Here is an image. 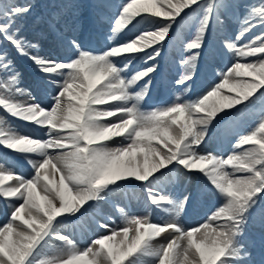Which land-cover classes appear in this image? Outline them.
<instances>
[{"label": "snow or ice", "instance_id": "6c2138e0", "mask_svg": "<svg viewBox=\"0 0 264 264\" xmlns=\"http://www.w3.org/2000/svg\"><path fill=\"white\" fill-rule=\"evenodd\" d=\"M33 9L31 0H0V202L8 210L0 264H251L245 231L250 222L264 228V0H120L99 50L52 19L62 58L22 35ZM189 20L194 31L185 38ZM174 41L181 72L173 83L182 91L145 110ZM9 45L29 64V87H20ZM216 58L223 69H213ZM136 63L144 67L132 71ZM209 73L206 89L184 99L198 74ZM250 116L253 126L241 131ZM185 178L195 187L183 186ZM129 187L171 219L152 222L113 201ZM189 207H202L204 217L186 228L178 219ZM92 210L96 231L79 247L64 229Z\"/></svg>", "mask_w": 264, "mask_h": 264}, {"label": "bare ground", "instance_id": "6f19581e", "mask_svg": "<svg viewBox=\"0 0 264 264\" xmlns=\"http://www.w3.org/2000/svg\"><path fill=\"white\" fill-rule=\"evenodd\" d=\"M105 1H106V3H107L108 9H107V11H106V14H104V13H102V14H103L105 17H107L106 20L108 21V20H110L111 18H113L114 14H115V12H116V5H117L118 3H120V0H105ZM99 2H100V0H98V1H94V3L91 4V6H92L91 9H92V12H93V13H95L96 10L99 11V9H98V4H97V3H99ZM35 5H36V7H34V8H35L36 10H39V4H35ZM88 5H89V4H88ZM88 5H85V8H86ZM66 10H67L68 13H66V14L64 15V17L68 19V20H66V22L70 25V27H72V26L76 27V26H77V23H78V27H77L76 31L71 32V34H72L71 36L77 34L76 32H77L79 29H80V33L82 34V33L84 32L85 26H84L83 18L80 17V16L78 15L80 9H75V11H71V10L69 11V9L67 8ZM57 12L59 13L58 16H61V15H62V12H65V8H64V9L62 8L61 10H58ZM96 14H97V13H96ZM40 16H41V20L46 21L44 15H41V14H40ZM107 21H106V22H107ZM107 23H108V22H107ZM52 27H53V30H54V31H53V33H52V38H53V39H51V40H54V42L56 43L57 40H61V39L58 37V36H61V34H59L57 30L55 31L54 25H52ZM67 29H68V30H67ZM236 29H237V26H231V27H230V32H231L232 34H234V33L236 32ZM61 31H62L64 34H66V36H70V30H69V28H66V30H64V31L61 30ZM193 31H194V25H193V26L191 25L190 28L188 29V31L186 32L187 35H186L185 38L191 36L192 33H193ZM256 31H259V30H256ZM213 37L215 38V41L219 40V37H218V36H213ZM78 40H79V39H78ZM54 46H55V45L49 43V45H46V46H45V49H44V48L41 49L42 54L53 56V55L56 54V53H50V51H54ZM47 47H49V50L47 49ZM50 48H51V49H50ZM163 54L166 55V54H167V50H166V51H163L162 55H163ZM12 59L14 60V58H12ZM14 62L16 63V60H14ZM24 63H25V67H28V68H29V64H28V62H27V61H24ZM140 65H141V64L136 63L134 66H135V67H139ZM213 66H214V68H215V64H214V63H213ZM29 70H30V69H29ZM131 70H133V68H132ZM30 74H31V73H30ZM27 76H28L29 80L31 81V80H32V76H31V75H27ZM208 83H209V82H206V81H205V82L203 83L202 87H201V85L199 86L201 92L204 91V90L206 89ZM29 86H30V85H29ZM20 87H21V88H26V87H28L27 82H26V79H25L24 77L22 78V76H21ZM137 89H138V87H137ZM168 90H169V91H168L167 94H169L168 96L171 97L172 100H173V99H174V96H175V93H174V92H171L170 89H168ZM158 97H159V96H158ZM20 99H26V97H21ZM146 110H150V109H146ZM12 122L17 126V122H14V121H12ZM19 122H20V121H19ZM19 122H18V123H19ZM20 123H21L22 126H23V128H20V129H21V132H23V133H30V130H31V129L28 130V128H26V125H25L23 122H20ZM29 127H30V126H29ZM18 129H19V128H18ZM19 131H20V130H19ZM31 131H32V130H31ZM32 134H33V135H37V136L40 135L39 133H32ZM17 172L22 173V174H25V175H28V174H29V172L25 173L24 171H22V170H20V169H18ZM57 179H58V177H57ZM121 191H122L123 193H129V195H130V197H131L130 205H128V206H129L130 212H131L132 214H136V215H141V216H148V217H150V215L147 214V212H146V210H145V208H144V205L138 201V198H137V192H136L135 190H133L132 187H129V188H127V189H125V190H121ZM114 195L118 196V195H119V191H118L117 193H115ZM120 195H121V194H120ZM141 200H142L143 203H145V201L143 200V197H142V196H141ZM116 202H117V203H121V204H125V203L121 202L120 199H117ZM200 209H203V208L200 207ZM7 212H8V210H7L6 208H5V210L3 211L2 207L0 206V222H2V221H4V220H7V218H6V213H7ZM108 213H109V212H108ZM88 215H91V217H92V222H88V223H87V220L84 218L82 224L69 225V226H67L66 229H64V230H65L66 232H67V231L70 232V231L72 230L73 232L78 233V235H79V236H82V238H84L85 241L91 239L92 234L96 231V229H95V224H94V221H93V217L95 216V210L90 211V213H89ZM114 216H115V218H114V219H115V225H113V226L120 225V224H121V217H120V215H119V214H118V215L115 214ZM156 216H157V218H160V217L163 218V217H164L163 213H161V212H159V211H158V214H157ZM152 219L155 221L156 218H152ZM198 219H200V216H199V215L196 216V217H194V218H191V222H196ZM187 220H188V219H187ZM168 235H169V234H162L161 237L157 238V242H158V243L165 242L166 239L168 238ZM85 241H84V242H80L79 245L81 246V245L85 244ZM54 243H56V242H54ZM253 264H256V261H254Z\"/></svg>", "mask_w": 264, "mask_h": 264}, {"label": "rangeland", "instance_id": "374dc122", "mask_svg": "<svg viewBox=\"0 0 264 264\" xmlns=\"http://www.w3.org/2000/svg\"><path fill=\"white\" fill-rule=\"evenodd\" d=\"M84 1L85 0H31V3H33L34 7H36L35 4H39V8H40L39 10H41V11L46 10L47 11V22L48 23H46V21L39 19V16L37 15V10L34 8L32 15L22 22V25H21L22 35L30 41L39 43L41 45V49H42L43 48L42 46H44L43 41H42V37L46 38L45 36L48 35L47 31L49 28L47 25L51 24L50 21L52 19H58V18L62 19V17L65 18L64 15L66 13H68L67 10L65 9V12H62V15L58 16V14H59L58 12H53L56 9V7H58V6L67 7L69 9V11L70 10L75 11V9H80L78 15L80 17H84L85 16V2ZM20 2H24V0H20ZM103 3H105V1L101 0V2L99 3V4H101L100 6H103ZM77 27H78V23H77L76 27L73 26L72 29H70V32L76 31ZM34 33H36V34H34ZM76 33L77 34H75L73 36L78 38L81 35L80 29ZM39 34H40V36H36ZM55 48H57V52L59 54V55H56V58H58V56H60V55L61 56L65 55L63 53L65 51L63 49L64 47L57 44V45H55ZM178 60L180 61V59H178ZM19 71L23 75L22 70H19ZM162 92L166 93V90L162 89ZM17 127L19 128L20 131H21L20 128H23V126L20 122L17 125ZM26 128H28V130L31 129V127H29V126H26ZM31 130H30V133L32 132ZM18 167H19V169L24 170L25 173L28 172L24 167H22V166H18ZM112 199H115V196H113ZM6 218H7V214H6ZM166 220H169V218H167ZM5 222H6V220L0 222V225H2ZM87 242H85V243H87Z\"/></svg>", "mask_w": 264, "mask_h": 264}]
</instances>
